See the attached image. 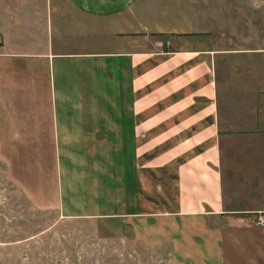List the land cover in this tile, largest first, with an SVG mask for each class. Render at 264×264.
Returning <instances> with one entry per match:
<instances>
[{
    "label": "crops",
    "instance_id": "obj_1",
    "mask_svg": "<svg viewBox=\"0 0 264 264\" xmlns=\"http://www.w3.org/2000/svg\"><path fill=\"white\" fill-rule=\"evenodd\" d=\"M162 15L159 0H0V160L38 208L224 264L220 218L254 225L264 199L235 186L247 160L224 156L217 51L164 37ZM43 16L56 44L22 43ZM62 174L78 180L67 201Z\"/></svg>",
    "mask_w": 264,
    "mask_h": 264
},
{
    "label": "rangeland",
    "instance_id": "obj_2",
    "mask_svg": "<svg viewBox=\"0 0 264 264\" xmlns=\"http://www.w3.org/2000/svg\"><path fill=\"white\" fill-rule=\"evenodd\" d=\"M159 1L163 18L157 25L164 37L199 32L203 41L197 45L217 51L224 156L236 158L239 166L247 160L252 177L244 180L240 175L235 186L250 188L256 199H264V170L257 169L264 165V0ZM44 17L28 23L33 29L27 25L22 43L29 44L34 35L36 42L47 39L56 44V21ZM59 179L67 201L68 179L74 182L75 192L78 180L67 174ZM219 221L224 264H264V228L236 217ZM0 264L176 263L170 244L151 246L130 231L114 233L99 218L65 217L56 208L34 206L0 160Z\"/></svg>",
    "mask_w": 264,
    "mask_h": 264
},
{
    "label": "built area",
    "instance_id": "obj_3",
    "mask_svg": "<svg viewBox=\"0 0 264 264\" xmlns=\"http://www.w3.org/2000/svg\"><path fill=\"white\" fill-rule=\"evenodd\" d=\"M253 223L255 226L264 228V215L259 213L255 216Z\"/></svg>",
    "mask_w": 264,
    "mask_h": 264
}]
</instances>
